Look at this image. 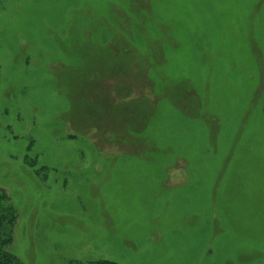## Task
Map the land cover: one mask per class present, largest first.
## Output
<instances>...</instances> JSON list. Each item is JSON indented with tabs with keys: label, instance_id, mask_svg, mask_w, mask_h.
<instances>
[{
	"label": "rangeland",
	"instance_id": "374dc122",
	"mask_svg": "<svg viewBox=\"0 0 264 264\" xmlns=\"http://www.w3.org/2000/svg\"><path fill=\"white\" fill-rule=\"evenodd\" d=\"M0 193L20 264H264V0H0Z\"/></svg>",
	"mask_w": 264,
	"mask_h": 264
},
{
	"label": "trees",
	"instance_id": "16d2710c",
	"mask_svg": "<svg viewBox=\"0 0 264 264\" xmlns=\"http://www.w3.org/2000/svg\"><path fill=\"white\" fill-rule=\"evenodd\" d=\"M16 221V213L9 198L0 193V264H20L16 257L7 251L12 240V230ZM99 264H115L112 261H101Z\"/></svg>",
	"mask_w": 264,
	"mask_h": 264
}]
</instances>
